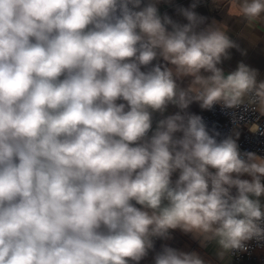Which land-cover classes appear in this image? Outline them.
Segmentation results:
<instances>
[{"label": "clouds", "instance_id": "obj_1", "mask_svg": "<svg viewBox=\"0 0 264 264\" xmlns=\"http://www.w3.org/2000/svg\"><path fill=\"white\" fill-rule=\"evenodd\" d=\"M200 4L0 0V264H205L157 250L176 230L264 242V158L189 111H264V80L225 73L238 45Z\"/></svg>", "mask_w": 264, "mask_h": 264}, {"label": "crops", "instance_id": "obj_2", "mask_svg": "<svg viewBox=\"0 0 264 264\" xmlns=\"http://www.w3.org/2000/svg\"><path fill=\"white\" fill-rule=\"evenodd\" d=\"M204 1L206 2L200 4L196 11L208 17L209 23L214 20L217 26L238 45V49H230L231 59L225 60L221 65L225 73L235 70L239 62H244L258 70V80H264V14L255 20H248L239 11L242 0ZM190 3L191 0H174V4L183 6H188ZM217 4H219V9L216 8ZM160 11L162 13L166 11L174 19L182 21L181 17L176 16L173 7L161 4ZM184 83L187 85L188 80H185ZM200 109L199 105L194 102L190 105L189 111L197 114ZM174 111V108H169V113ZM261 112L264 114V111L261 110ZM260 199L261 203L264 204V197ZM172 236L173 239L169 241H157V250L162 243H167L183 251H196L205 261V264H257L255 260L236 261L229 251L225 252L214 240L205 241L202 238H194L191 234H184L179 230L172 232ZM261 252L257 250L256 254ZM141 264H152L151 255Z\"/></svg>", "mask_w": 264, "mask_h": 264}, {"label": "built area", "instance_id": "obj_3", "mask_svg": "<svg viewBox=\"0 0 264 264\" xmlns=\"http://www.w3.org/2000/svg\"><path fill=\"white\" fill-rule=\"evenodd\" d=\"M206 1L201 0V4ZM219 9V4L216 6ZM209 127L215 126L222 135H233L238 132V144L241 151H250L264 158V114L254 94L246 96L241 106L235 109H222L220 105L212 110L198 111ZM264 205V204H262ZM247 251H229L236 261L255 260L264 264V242L252 240L247 242ZM262 251L256 254V251Z\"/></svg>", "mask_w": 264, "mask_h": 264}]
</instances>
